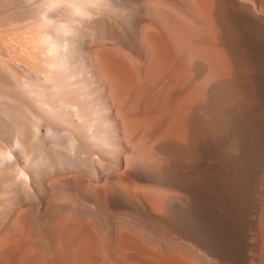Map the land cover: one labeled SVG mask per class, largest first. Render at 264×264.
Masks as SVG:
<instances>
[{
  "label": "bare ground",
  "instance_id": "bare-ground-1",
  "mask_svg": "<svg viewBox=\"0 0 264 264\" xmlns=\"http://www.w3.org/2000/svg\"><path fill=\"white\" fill-rule=\"evenodd\" d=\"M0 264H264V0H0Z\"/></svg>",
  "mask_w": 264,
  "mask_h": 264
}]
</instances>
